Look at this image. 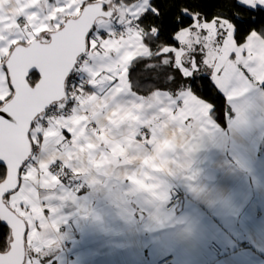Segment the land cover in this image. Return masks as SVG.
<instances>
[{"label": "snow or ice", "instance_id": "6c2138e0", "mask_svg": "<svg viewBox=\"0 0 264 264\" xmlns=\"http://www.w3.org/2000/svg\"><path fill=\"white\" fill-rule=\"evenodd\" d=\"M114 109L127 117L104 120ZM256 109L264 0H0V264H55L62 209L85 185L123 183L146 204L168 199L169 177L204 191L191 155L226 117L240 129ZM161 122L185 142L164 150L168 172L144 169L153 191L119 156L135 176L77 170V145L97 141L91 160L112 147L102 133L127 129L152 148Z\"/></svg>", "mask_w": 264, "mask_h": 264}, {"label": "crops", "instance_id": "0c3cea01", "mask_svg": "<svg viewBox=\"0 0 264 264\" xmlns=\"http://www.w3.org/2000/svg\"><path fill=\"white\" fill-rule=\"evenodd\" d=\"M126 117L127 113L117 114L114 109L104 120L115 123ZM158 131L152 148L133 144L127 129L117 140L102 133L112 147L91 160L87 153L97 141L89 139L77 145V170L91 178L104 165L109 175L133 172L135 176L133 168L116 166L119 156L120 164L133 165L142 173L138 186L153 191L159 185L145 183L150 172L144 169L168 172L164 150L185 142L179 129L163 122ZM190 160L198 173L196 183L204 191H191L182 177L167 178L168 199L173 186L184 193L169 211L168 199L146 204L126 196L128 186L123 183L83 186L76 201L62 209L64 220L52 252L55 264H155L170 254L176 264H264V113L250 111L248 123L240 129L230 118L226 126L210 129ZM68 220L74 222L76 236L67 228ZM211 242L222 247L221 256H215Z\"/></svg>", "mask_w": 264, "mask_h": 264}, {"label": "built area", "instance_id": "2783aa9c", "mask_svg": "<svg viewBox=\"0 0 264 264\" xmlns=\"http://www.w3.org/2000/svg\"><path fill=\"white\" fill-rule=\"evenodd\" d=\"M183 197H184L183 191L177 186H173L171 190V195L168 199V202L165 205V209L167 211L174 209L179 204V202L183 199ZM66 226L71 231L73 236H76L77 229H76L74 222L71 220H68L66 222ZM210 246L216 257H219L224 253V250L218 243L211 242ZM155 264H176V263H175L174 255L170 254V255L159 258L155 262Z\"/></svg>", "mask_w": 264, "mask_h": 264}, {"label": "trees", "instance_id": "16d2710c", "mask_svg": "<svg viewBox=\"0 0 264 264\" xmlns=\"http://www.w3.org/2000/svg\"><path fill=\"white\" fill-rule=\"evenodd\" d=\"M203 2L206 3V4L211 5V4L215 3L216 0H203ZM197 83L199 84L200 82L198 81ZM208 99H209L210 102L213 101V97H212V94L211 93H208ZM216 103H217L218 108L221 111H223V98H221L220 100L216 101ZM228 119L229 118L226 117L224 121L219 122V125L226 126L227 125V122H228Z\"/></svg>", "mask_w": 264, "mask_h": 264}]
</instances>
